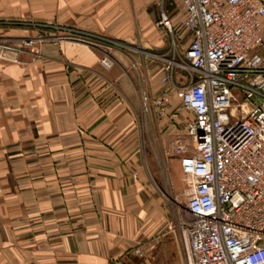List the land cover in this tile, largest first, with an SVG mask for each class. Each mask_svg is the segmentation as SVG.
<instances>
[{"label": "crops", "instance_id": "obj_1", "mask_svg": "<svg viewBox=\"0 0 264 264\" xmlns=\"http://www.w3.org/2000/svg\"><path fill=\"white\" fill-rule=\"evenodd\" d=\"M162 8L185 51V8L163 0H0V42L20 43L35 35L26 25L38 23L61 35L114 38L124 54H165L168 40L155 24ZM58 53L60 65H0V220L38 219L60 235L74 264H135L149 238L156 261L164 254L168 264L185 263L179 232L164 233L165 205L146 174H157L161 161L145 154L141 93L156 95L166 62L127 65L130 56L104 70L92 47L64 42Z\"/></svg>", "mask_w": 264, "mask_h": 264}, {"label": "built area", "instance_id": "obj_2", "mask_svg": "<svg viewBox=\"0 0 264 264\" xmlns=\"http://www.w3.org/2000/svg\"><path fill=\"white\" fill-rule=\"evenodd\" d=\"M177 1L191 42L181 62H166L170 89L159 98L144 89L141 106L163 115L174 91L192 115L172 148L191 218L179 225L185 264H264V1L163 3ZM172 19L162 8L156 26L175 37ZM177 68L187 72L181 87Z\"/></svg>", "mask_w": 264, "mask_h": 264}, {"label": "rangeland", "instance_id": "obj_3", "mask_svg": "<svg viewBox=\"0 0 264 264\" xmlns=\"http://www.w3.org/2000/svg\"><path fill=\"white\" fill-rule=\"evenodd\" d=\"M25 28L34 32L35 35L29 33L26 38L16 44L0 42L3 47L12 49V51L4 49V52H0V65H32L33 63H43L45 61H51L52 65H60L58 47L64 42L79 43L98 50L100 54L99 64L104 70L109 69L111 65H124L123 57L131 56V61L126 60L128 61L127 65H139L138 63L142 57L148 63L167 62L173 59L181 62L184 55V51H181L177 44L173 43L174 39L177 41L175 29V37H173L156 26L168 40L167 53L159 54L141 47V51L138 50L136 53L129 55L123 53L126 44L114 38H95L76 34L61 35L59 34L61 29L57 25L47 26L46 24L37 23L32 27L26 25ZM48 30L52 32L50 33ZM45 49L48 50L47 55ZM114 49L117 50L113 51ZM51 57L52 59H50ZM107 63L110 66H107ZM177 71H179V83L176 82V73L174 81L177 86L181 87L185 84L187 72L182 68ZM169 89L170 86L161 81V84L157 87L156 95L151 94V96L159 98ZM149 93H151L150 90ZM165 106L166 110L163 115L154 111H151V117L149 113L147 114L145 134L148 148L145 151L147 152L145 153L146 156L155 158L154 154H156V158L161 161L154 168V173L157 171V174L151 175L148 171L146 174L148 178L154 179V181L151 179L149 182H152V188L161 196L165 205L164 216L168 217V226L165 227L164 233L168 229L179 232L181 222L191 219L185 208L187 200L179 160L172 148L177 141L187 140L185 127L187 122L192 119V115L181 106L174 91H171ZM150 141H152L153 148H151ZM154 182L158 183V187H155ZM27 218L28 216L24 215L19 221L0 220V264H74V260H65L70 253L66 255L67 251H63L65 246L59 245L58 241H61V239L57 232H53L54 239L52 231L40 228V223H37L38 219L28 220ZM34 221L39 226L31 225ZM153 245H156L153 239H147L146 243L144 241L140 246L142 249L139 250L141 254L137 251L138 256L135 264H168L164 254L157 261L155 260L156 249ZM68 258L72 257L69 256ZM180 264L185 263L181 262Z\"/></svg>", "mask_w": 264, "mask_h": 264}]
</instances>
